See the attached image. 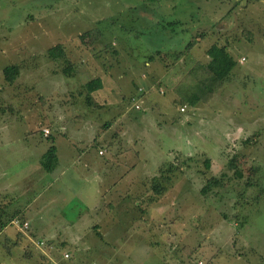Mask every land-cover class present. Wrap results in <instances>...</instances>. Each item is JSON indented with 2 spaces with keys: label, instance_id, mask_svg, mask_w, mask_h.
Masks as SVG:
<instances>
[{
  "label": "rangeland",
  "instance_id": "1",
  "mask_svg": "<svg viewBox=\"0 0 264 264\" xmlns=\"http://www.w3.org/2000/svg\"><path fill=\"white\" fill-rule=\"evenodd\" d=\"M178 35L185 44L202 35L184 56L187 67ZM213 42L226 46L234 67L195 104L180 103L196 76L199 84L208 75L192 63ZM57 44L65 56L53 60L47 50ZM10 64L20 68L11 86L2 76ZM67 64L71 75L62 72ZM153 67L162 82L130 98ZM106 70L114 72L111 105L90 109L81 86ZM99 131L111 146L103 156L104 142L91 139ZM75 132L91 142H76L83 138ZM51 144L67 160L37 170L33 161ZM6 154L20 199L42 196L18 216L28 221L18 231L23 248L1 241L0 264H264V0H0V159ZM108 159L110 174L102 166L94 179L93 166ZM167 164V191L156 196L147 176ZM211 176L221 184L202 193ZM79 211L86 217L76 220ZM91 211L102 218L88 220Z\"/></svg>",
  "mask_w": 264,
  "mask_h": 264
},
{
  "label": "crops",
  "instance_id": "2",
  "mask_svg": "<svg viewBox=\"0 0 264 264\" xmlns=\"http://www.w3.org/2000/svg\"><path fill=\"white\" fill-rule=\"evenodd\" d=\"M211 19L212 18H210V20ZM203 31L210 32L209 30H204V28H203ZM178 36H180V35H178ZM178 36L176 38H174L173 40L178 42V43H180V45L182 44L178 49H179V51H181L179 56H183L182 57L183 58V60H182L183 62L182 63H183V65H185L186 62L184 60V56L188 52L192 54V53H194V51L197 50V48H195L196 47L195 43H198V42L202 41V35H197V36L195 35V37H196L195 41H192L191 38H190V40L187 41V44L182 43V39H183L182 36H180V37H178ZM213 43H216V42H213ZM213 43H209V45L203 50V52H204L203 60L202 61L195 60L192 64H195L197 61L201 62V63H206L208 61V59H209L208 56L206 55V50ZM167 50H169V52L172 53L171 51L174 50V49L173 48L172 49L167 48ZM159 52L160 51H158L156 54H159ZM156 54L152 55L151 58H154L156 56ZM193 57H194V54H193ZM240 61H242V59H240ZM145 65L146 66H150V62L149 61H145ZM185 67H187V66L185 65ZM154 69L155 68L153 67L151 71L149 70L146 74H144L145 79L143 78V82L141 80V73H140L139 79H140L141 83L139 85H137L136 88L134 87L135 90L130 95V98H133V96H139V93L137 92V88L138 87H140V86H143V87L144 86H148V85H150L149 83H152L154 81L157 82V83H161L162 82V77L158 76V75L155 76L152 79V75H150V72H153ZM166 77H168V75H166ZM96 78H99L100 81H101V87L99 89H97L95 91H92L89 94L86 93V92H82V91L80 92V96H85V98L88 99V103L87 104L89 105L88 108H90V109H92V106H94V107L95 106L96 107H103V106L111 105V104L107 105L108 98H107L106 95L108 94V92L106 91V89H110L111 83L112 84L114 83V72L112 70H106V71H103L101 73V75L97 76ZM15 80L12 83H7V84H10V86H11V85H13L15 83ZM144 89H146V87H144ZM8 92L9 91H4V93H8ZM102 96L104 98V101H98V100L101 99ZM7 99L10 100L9 98H7ZM88 116H91V114H89ZM79 118H82V116L79 115ZM115 120H117L116 117L113 118L112 121L109 120V122H107L108 120L107 121L106 120L102 121L101 122L102 124L104 122H107V124L103 128V131H104L105 127H107L106 130H108L109 128L113 127V123H114ZM61 128L62 127H60V132H62ZM42 130H43V128H42ZM42 130H41V132H42ZM103 131L102 132L99 131L97 133V135L94 136V137L91 136V139L93 140L94 143L104 142L103 146H100V144H99L100 147L98 149V155H101V156L105 155L106 149L108 147H111L109 145V142L106 141V138H105L106 133L103 132ZM51 133H52V131H51V128L49 127V133L48 134L50 135ZM75 133L76 134H74L73 138H75L77 140L79 138H81V137L83 138V139L78 140L76 142L82 143L85 140H88V142H91V140L89 141V139H90L89 137H84L85 136L84 133H77V132H75ZM54 145L56 147L57 163H59L60 161L61 162H65L67 160L66 156L69 155V152L71 150V146H72L71 142H69L67 148L64 149L65 152L68 151L67 155H65V152L63 153L60 148L58 149L56 144H54ZM106 145H107V147L105 148ZM47 147L48 146H46L45 148L47 149ZM46 149L44 151L38 153L36 161L35 160L33 161V163H36V169L37 170L42 169L41 165H40V158H41L42 154L46 151ZM77 150L80 153H83V151H82V149L80 147ZM100 151H102V152L99 153ZM9 157L10 156L8 154L1 155V159H0V227L2 226V228L0 229V244H2L4 242L5 243L11 242L14 245L15 249L18 251V250L23 248V241H24L23 237L24 236H21V234L18 232V231H20L19 228H17L14 224H12V220L18 219L19 215H23V211L25 212V210L30 209V207H29L30 204L31 203L35 204L39 200V198L42 196V193H41V191H38L36 194H34L32 196V199L29 198V197H27L25 199H20L21 198V194L23 192L19 191L18 189H14L12 187V185L9 183V177H8L9 174H8V170L6 168V166H8L7 165L8 162L10 161ZM22 158L23 157L18 156V160L19 161H23ZM31 158L32 157H30V159ZM77 158L79 159V157H77ZM112 159L115 160V155L113 156ZM71 161L74 162L72 157H71ZM115 163L117 165L119 162L117 163V161H116ZM102 166H107L108 167V173L107 174H110V170H112L113 167H114V165L111 166L110 159H108V160H100V164L93 166V171H95L94 179L95 178H97V180L100 179V175H99L100 173L99 172H100V170L103 169ZM62 167L65 168V165L62 164ZM135 167L136 166H134V170H135ZM54 169L52 171H49V172H53ZM141 171L142 170L140 169V172ZM149 174H150V176L148 175L147 178H150L149 180H151L153 174L151 172ZM107 176H109V175H107ZM142 181L145 183L147 181V179H143ZM114 186H115L114 185V181L112 183H105L104 185L100 186V192H102V189H103V192H102L103 194L106 193V192H109L110 188H113ZM49 200L51 202V199H49ZM138 204H140V202L139 201H135L134 206H135L136 209H138V206H137ZM37 210H40V208L37 207ZM92 211L93 212L96 211V206L95 207L93 206ZM92 211L90 212V214L87 215L88 220L90 218L93 219L94 217H101L102 218V216H98L97 213L93 214ZM79 212L80 213H78L79 215H77L76 220H80L81 218L86 217V216L81 217L83 215V213H81V211H79ZM10 215L11 216L14 215V216L10 219V221H8V217H10ZM101 218H100V220H101ZM26 222H28V221L26 220ZM103 226L105 227L104 224H103ZM112 226H115V225H112ZM97 233H99L101 235V238H102L101 242L104 241V239H106V238H104L105 234H102V232H100L99 229H97ZM110 233L111 232L109 231L108 234H110ZM1 241H2V243H1ZM4 259L5 260L8 259L9 261H11V260L15 261L14 257L9 255L7 252L4 255ZM101 259H102V262H106L105 260L107 259V256L104 255V254H101ZM92 263L99 264V263H96L95 261H91L90 262V264H92Z\"/></svg>",
  "mask_w": 264,
  "mask_h": 264
},
{
  "label": "trees",
  "instance_id": "3",
  "mask_svg": "<svg viewBox=\"0 0 264 264\" xmlns=\"http://www.w3.org/2000/svg\"><path fill=\"white\" fill-rule=\"evenodd\" d=\"M47 54L53 60H58V59L64 58L65 56L63 46L59 44L48 48ZM206 55L209 58L208 61L206 63L196 64L192 72L194 71L199 75L200 72L201 74H203V72L207 71L208 75L206 73L203 76L200 75L199 77H203V78L200 79L199 84H196L199 78H197L196 76V79H197L196 81L195 77L193 76L192 80H195V82H193L191 85V88L193 91H191L188 94L186 92L187 90H189L187 86L184 89V91H182L181 93L180 103L183 104V102H188L189 104H195L200 98L199 95L201 94L203 95L204 91L210 93L212 87L217 85L216 83L219 84V82L226 80V78H228L232 68L235 65L234 59L232 58V56L226 49V46L224 45L219 46V45H216V43L211 44L206 50ZM19 69L20 68L17 64H10V65L4 66L2 69L3 79L7 83H12L17 78L19 74ZM72 71H73L72 66L69 64H67V66L62 68V72L65 75H71ZM100 87H101L100 79L93 78L85 82L81 86V91L89 94L90 92L95 91L99 89ZM176 88L177 86L174 88V92L175 90L177 91ZM138 97L139 96H136L134 98L133 96L134 99H137ZM40 164L43 167V169L47 172L52 171L55 168V166L57 165V154H56V147L54 144H51L47 148V150L42 154L40 158ZM205 165L206 167H209V160H205ZM230 165L233 168H235L236 164L231 162ZM162 168H166V169H162ZM171 171H172L171 164H167V166L165 167L160 166L158 168V173L155 176H153V178H151L152 180H150L151 182L150 188L153 191L154 195L160 196L163 192H165V190L167 191L166 189L167 186L164 185V182L166 180L167 181L170 180ZM234 174L237 179H241V180L243 179V176L240 171L237 170L235 171ZM220 180L221 179L217 177H212V176L209 177L206 183V186L202 187L201 192L206 193L210 189V187L213 185L219 186L221 184ZM245 184H247V186L252 185V183L248 179L245 180ZM262 191L264 192V188L262 189ZM13 216L10 215V217H8V221H10V219ZM1 228L2 226L0 227V229Z\"/></svg>",
  "mask_w": 264,
  "mask_h": 264
},
{
  "label": "built area",
  "instance_id": "4",
  "mask_svg": "<svg viewBox=\"0 0 264 264\" xmlns=\"http://www.w3.org/2000/svg\"><path fill=\"white\" fill-rule=\"evenodd\" d=\"M181 110L183 111L184 107H182ZM42 132L44 135H47L49 133V130L47 128H43ZM101 152L102 151H100L99 153H101ZM12 224H14L17 228H19L20 231H23V230L28 228V222H26V221L21 222L19 219L12 220ZM43 243H44V241L41 240L37 243V245H42ZM68 256H69L68 253H64L65 258H67ZM92 264H95V263H92Z\"/></svg>",
  "mask_w": 264,
  "mask_h": 264
}]
</instances>
